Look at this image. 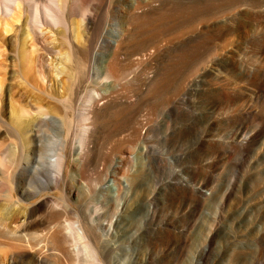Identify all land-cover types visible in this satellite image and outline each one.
I'll return each instance as SVG.
<instances>
[{"label":"rangeland","instance_id":"1","mask_svg":"<svg viewBox=\"0 0 264 264\" xmlns=\"http://www.w3.org/2000/svg\"><path fill=\"white\" fill-rule=\"evenodd\" d=\"M226 1L233 6L215 13L208 12L209 0L183 16L176 14L174 29L151 37L139 49L145 57H125L129 44L125 42L118 60L110 64L105 60L112 50L103 38L95 40L94 47L101 58L86 65L74 57L62 27H45L42 40L63 57L48 54L32 41L26 24L30 7H25L18 21L0 16V102L7 108L4 117L10 123L16 125L20 106L27 109L29 102H38L74 125L76 130L63 135L74 143L71 152L79 146L78 131L90 123L80 114L91 95L104 93L128 100L106 109L104 124L110 131L121 125L117 120L129 108H139L132 124L107 136L102 152L112 153L111 159L102 157L96 166L69 171L78 187L94 190L77 207L86 213L87 206L97 200L106 174L112 177L119 158L124 160L121 176L132 184L130 197L138 186L140 199L139 206L135 195L129 199L130 207L119 220V236L113 240L123 258L133 259L139 246L141 264H264V0ZM76 21V36L83 41L84 23L81 18ZM157 46H171L170 54L175 57L165 61L161 53L150 61ZM155 74H159L157 80ZM149 79H154L153 95L158 101L150 95V106H139L137 94L147 91ZM52 94L75 100V110L50 102L47 96ZM57 129L50 123L46 131L54 136ZM245 141H249L247 148ZM2 142L10 152L5 169L9 172L7 189L10 178L30 179L36 166L44 169L40 171L46 178L48 172L55 175L52 163L57 158L47 150L54 146L40 144L19 155L11 140L4 137ZM183 178L191 187H203V203L192 193H181L176 184ZM19 185L34 195L22 202L27 207L40 206L46 198L50 204L53 199L64 203V184L38 195L29 181ZM4 201L0 199V212L6 207ZM102 209L108 212L106 217H114L110 207ZM70 217L75 220L74 215ZM0 241L6 242L2 237ZM7 251L1 249L0 254ZM55 254L48 255V260L56 259ZM64 257L61 263L76 264L75 256ZM15 264L26 263L17 260Z\"/></svg>","mask_w":264,"mask_h":264},{"label":"bare ground","instance_id":"2","mask_svg":"<svg viewBox=\"0 0 264 264\" xmlns=\"http://www.w3.org/2000/svg\"><path fill=\"white\" fill-rule=\"evenodd\" d=\"M23 1L26 2L24 7H22ZM206 1L209 0H0V16H12V19L18 21L21 20L25 7H30V19L26 24L32 41L48 54H58L63 57L65 54L56 53V50L42 40L45 27L58 29L62 27L74 52V57L85 62L86 65L101 58L94 47L95 40L103 38L105 46L112 50L106 55L105 60L110 64L118 60L119 52L124 49L125 42L129 43L125 57L135 55L145 57L139 49L146 42L148 43L151 37L160 35L164 30L174 29L176 14L183 16L189 13L190 9L204 6ZM210 1L212 2L208 7L210 13L234 4L226 0ZM76 18H81L84 23L83 41L80 40L78 34L76 36L78 32L75 28ZM26 44L25 41L24 50H26ZM171 50V46L164 48L157 46L150 53L149 59L152 61L161 53H165L163 59L170 61L175 57L170 54ZM66 58L70 60L71 56L66 55ZM155 77L157 80L159 74H155ZM149 81L147 91L137 94L139 106H150L153 98L149 96L156 94L153 91L154 79H149ZM33 88L36 89L35 86ZM47 98L54 104H66V110H75V100L65 101L57 94H52ZM127 101L126 98L118 100L104 93L91 95L86 103L87 108L83 109L85 112L80 114L90 123L78 131L75 138L79 146L76 151L71 148V152L69 148L74 143H70L69 139H64L63 135L66 131L70 133L76 130L72 122L66 123L54 116L38 102L36 104L29 102L27 104L29 108L19 107L20 114L16 126L5 119L4 114L7 108L3 101L0 102V139L5 137L11 140L15 153L19 155H25L26 152L31 151L33 146L49 143L54 146V149L47 148V150L50 151L51 156L57 158L52 163L55 169L54 176L47 171L48 178H46L41 173L44 169H38L39 167L36 166L30 179L18 176L10 178L11 188L7 189L5 180L9 172L5 169L9 167L6 162L10 152L7 143H0V165L2 167L0 170V199L7 202L6 207L1 211L2 214L0 212V237L6 240L5 243L0 241V251L8 249L4 256L0 254V264H15L17 260L26 264H63L61 263L62 256L68 257L69 255L75 256L76 264H141L139 246L134 249L137 255L133 259H126L122 256L120 246L113 243V240L119 236V220L130 207L131 200L129 199L135 195L133 199H136L134 201L137 206H139L140 199L138 186L135 185L132 197H130L132 184L121 176L124 160L119 158L120 164L112 177L106 174V181L98 187L97 200L87 206L89 212L86 213L79 212L77 207L82 205L85 195H91L94 190L85 189L84 186L78 187L75 184L77 180L73 173L71 179L69 177V171L96 166L102 157L104 159L113 157L110 152L107 154L102 152L107 136L121 126L132 124L139 108H129L130 112H126L122 118L117 120L121 125L112 131H110V126L104 124L108 116L106 109L124 105ZM156 105L162 104L157 102ZM50 123L58 127L54 136L46 131L49 130ZM136 135L138 138L143 137L140 133ZM248 145L249 141H245L244 147L247 148ZM59 147H61V154L58 152ZM141 150L143 154L146 152L143 148ZM165 160L169 159L165 158ZM131 162H133V156H131ZM98 180L96 179V183L100 182ZM27 181L32 183L36 195L40 194L43 189L52 190L64 184L63 191L66 195L64 203L53 199L50 204V200L46 198L40 206L36 204L27 207L22 202L27 200L26 198H33L34 195L27 189L20 188L19 185L20 182ZM176 186L182 189L181 193L184 195L192 193L199 204L204 202L203 187H191L185 178L181 179ZM19 188L22 192L21 198L17 196ZM73 202H76L78 206ZM106 206L114 210L113 218L106 217L108 212L102 209ZM39 212L42 216H37ZM71 215L75 216V220L71 219ZM165 232H171V229H165ZM17 248L20 250L13 251ZM52 252H57L58 256L55 254L56 259L48 260V255Z\"/></svg>","mask_w":264,"mask_h":264}]
</instances>
